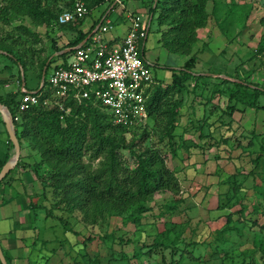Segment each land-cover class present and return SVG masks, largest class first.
<instances>
[{
    "label": "trees",
    "instance_id": "1",
    "mask_svg": "<svg viewBox=\"0 0 264 264\" xmlns=\"http://www.w3.org/2000/svg\"><path fill=\"white\" fill-rule=\"evenodd\" d=\"M77 1H72L71 5H62L61 0H3L1 18L2 21L8 22L10 14L15 13L28 16L35 24L45 26L52 31L58 27L65 31L76 30L77 37L65 44L62 49H57V57L66 63L73 49L82 44L119 5L115 0H82L89 13L110 2L101 18L95 21L90 31L85 33L79 27L83 25L87 16L67 24H59L60 15L67 10H73ZM230 4L226 6L224 0L151 1V5L148 7V14L152 19L151 24L157 19L159 26L164 27L159 29V32L162 33V45L170 52L190 56L186 64L173 73L172 82L167 86H163L160 81L155 79L156 84L152 85L148 100L149 119H153V123H150L148 119L146 125L141 127L126 128L115 125L110 114L96 101L87 100L80 103L74 98L64 100L63 109L54 100L49 106H33L22 113L21 122L16 123V132L21 146L26 142L33 151H37L41 155L39 162L29 165L35 173L36 179L43 184V195L40 197L47 199L49 192L54 198L60 197L57 208L60 207L70 214L80 212L82 221L87 225H96L109 215L123 217L139 227L143 224L146 214L151 210L150 202L160 193L170 192L174 195V203L165 206L167 209L160 212L161 217L178 210L180 204L183 203L179 177L181 171L170 167L168 158H178L181 151H186L188 157L191 158L196 149L205 151L213 144L216 146L231 145V138L227 136L222 135L218 141H211V144L208 139L216 140L209 130L216 123L223 120L224 127H232V124L229 123H233L229 116V122L223 119L226 114L230 115L229 109L226 113L223 109L213 106L215 110L218 109V114H211L219 116V118L211 121L210 114L206 113L207 117L200 125V142L184 139L182 135L178 134V130L182 126V110L186 105L185 95L195 92L198 81L211 79L216 82L210 89L211 100L220 94L228 93L233 108L244 106L264 110V99L260 104V99L264 97V87L243 80L233 81L230 78L215 80L206 74L197 75L193 72L197 62L194 48L200 40V30L207 28L213 19L217 20L221 27L224 24L221 22L222 18L228 17L230 13L233 15L234 9H236L237 4L234 0ZM224 7L227 9L222 11ZM223 12L225 16H222ZM233 20L230 22L228 20L230 25L236 23ZM148 27H146V31L149 33L151 27ZM20 28L27 30L23 26ZM225 35L229 40L234 38L230 34ZM145 40L141 41L140 48ZM68 49L72 51L65 52ZM0 51L11 57L24 71L31 69L30 65L34 64L33 58L29 61L26 59L28 57L26 53H15L12 46L6 44L4 39H0ZM256 51V56L264 54V33ZM142 53L145 55L144 49ZM49 61L50 57L40 63V82L43 81L45 70L46 76L49 73L54 59ZM7 68L9 67L5 69ZM213 73L217 74V72ZM227 76L232 77L231 75ZM24 78L22 80L21 76L19 77L20 90L18 93L9 94L8 98L0 96V103L8 107L13 115H16L21 103V86L24 84L26 87L27 85L26 76ZM1 80L0 83L5 82V80ZM193 82L196 83L195 87H192ZM224 83L227 85L225 90L222 89ZM66 110H70V112L67 113ZM0 125L4 127V130H0V134L7 135V151L3 159L0 158L1 172L8 162L11 152L15 150V146L10 140L5 123L1 118ZM206 127H208L207 131H205ZM226 129L227 127L220 128L223 132ZM185 130L188 132L191 128L187 127ZM253 144L254 141L249 142L250 146ZM123 151L129 152L133 166L126 165L122 155ZM86 158H89L91 165L85 162ZM96 161L98 164L94 168L92 165ZM254 163L256 168L252 170L251 174H256L257 179L253 178L252 190L254 194L251 217L246 211L247 205L236 213L256 225L258 222L256 220L264 216V142L261 143V151ZM22 164L21 159L16 169L11 171L0 183V187L23 166ZM224 183L230 188L226 195L227 202L235 200V203L243 204L244 198L240 197L243 183L239 182L237 177L230 178ZM29 209L35 213L36 219L40 211L48 212L46 219L56 217L51 207L38 203L35 201V197L31 199ZM232 214L231 212L227 213V226L222 232L232 229L242 235V229L229 226V222L231 223L233 219ZM60 219L62 220V218ZM246 223L248 222L246 221ZM161 225H164L165 230L161 236L155 238L151 244L153 247H150L147 254H152L158 249L170 250L171 264H174L175 261L176 264H186L183 255L184 249L178 246L182 232L181 234L176 233L178 229L175 224L172 226H169V223ZM260 231L262 236L259 238V251L264 259V225L261 226ZM5 256L10 264L6 253ZM177 256L178 260H176ZM0 264H2L1 261ZM242 264L257 263L243 261Z\"/></svg>",
    "mask_w": 264,
    "mask_h": 264
},
{
    "label": "rangeland",
    "instance_id": "2",
    "mask_svg": "<svg viewBox=\"0 0 264 264\" xmlns=\"http://www.w3.org/2000/svg\"><path fill=\"white\" fill-rule=\"evenodd\" d=\"M72 1L77 0H61V4L71 5ZM115 1L118 3L117 0ZM231 1L233 0H224V4L231 5ZM234 1L237 4L234 14L230 13L228 17L222 18L221 22L224 24L221 27L217 20L213 19L211 27L200 30V40L194 48V54H197L195 73L206 74L215 80L230 78L233 81L243 80L264 87V54L256 56L258 44L264 33V0ZM109 3L95 8L87 15V19L79 28L81 30L91 28L89 24L93 20H99L107 10ZM2 6L3 0H0V39H4L6 44L12 46L15 53H26L27 60L31 61L33 58L34 64L30 65L31 69L24 71L11 57L0 51V80H5L4 84L10 83V87L0 83V86L3 84L0 87V96L8 98L9 94L18 93L20 76L22 80L26 76V87L29 91H40L43 83L39 78L40 63L48 57L50 61L54 59L46 76L48 79L54 66L62 61L57 57V49H62L65 44L74 40L78 33L76 30L65 31L60 27L52 31L45 26L35 24L28 16L15 13L10 14L8 22L2 21ZM125 8L134 10V7ZM225 9L227 8L224 7L222 11ZM137 11L136 9L135 12ZM224 14L223 12L222 16ZM139 15L146 27L152 23L146 9L139 10ZM226 19L229 22L234 19L236 23L230 25ZM106 20H110L114 26L121 23V19L113 15H109ZM22 26L27 30L20 28ZM163 28L155 19L151 24L147 39L141 45V52L144 49L155 79L163 86H167L172 82L173 73L181 68L186 56L170 52L162 45V33L159 29ZM111 32L107 35H111ZM208 33L211 34V39H208ZM225 34H230L234 38L229 40ZM6 67L9 68L5 69ZM215 83L211 79H202L197 84L193 82L192 87L196 84L195 92L185 95L186 105L182 110V126L178 134L184 139L200 142V125L209 114L211 121L219 118L211 114H218V109L213 108L217 106L225 112L229 109L230 115L226 114L223 119L229 122L230 117L233 123H229L232 127L225 126L227 129L224 132L220 130L222 127L225 129L223 120L209 128L216 140L209 138L208 142L211 144V141H218L223 135L231 138V145L216 146L212 143L213 145L207 148L205 155L198 153L190 158L186 151H181L178 158H168L170 167L181 171L179 177L183 203L180 204L178 210L161 217L160 212L167 209L165 206L174 203V195L170 192L160 193L150 202L151 210L139 227L128 219L109 215L96 225H87L82 221L80 212L70 214L60 207L57 208L60 197L54 198L49 192L47 199L41 197L40 201L41 204L51 207L56 217L46 219L48 212H39L40 215L44 214V218L37 220L38 229L42 230L47 226L55 230V234H52L53 238L57 235L62 237L63 231H66L65 237L69 242V246L64 247L67 250L65 254L62 252L63 249H59L60 245H56L61 252V257L65 258L64 262L63 259L60 261L52 256L49 264H171L170 250L158 249L152 254H147L150 247H153L151 244L155 238L163 234L165 228L161 224L164 223H169V226L175 224L178 229L176 233L181 234L182 232L178 246L184 249L186 264H242L243 261L264 264L262 253L259 251V238L262 236L260 230L264 225V216L258 218L255 225L251 220H245L236 213L247 205L246 211L249 216L251 215L254 194L253 178L257 179L256 174H251V172L256 168L254 160L261 151V143L264 142V110L244 106L233 108L228 93L220 94L211 100L210 89ZM226 88L227 85L224 83L222 89ZM263 99L264 97L260 99V104L263 103ZM149 121L154 122L153 119ZM187 127L191 128L188 132L185 130ZM207 129L208 127L205 131ZM250 141H254L251 146ZM4 142L3 138L2 144L5 147ZM165 149L167 150L166 147ZM13 153L15 155V150ZM122 155L126 165L133 166L129 152L123 151ZM85 162L91 165L89 158H86ZM97 164L98 161L94 162L92 167L95 168ZM234 177L243 183L240 197L244 198V205L235 203V200L227 202L226 195L230 188L224 181ZM41 193H43L42 190ZM229 212L233 213L229 226L242 229V235L232 229L222 232L227 226V213ZM38 245L44 247L41 241ZM49 248L45 247L48 251ZM79 248L80 254L77 251ZM251 256L252 259H250ZM176 263L175 261L174 264Z\"/></svg>",
    "mask_w": 264,
    "mask_h": 264
},
{
    "label": "built area",
    "instance_id": "3",
    "mask_svg": "<svg viewBox=\"0 0 264 264\" xmlns=\"http://www.w3.org/2000/svg\"><path fill=\"white\" fill-rule=\"evenodd\" d=\"M88 14L85 3L79 0L73 10L60 15L59 24L76 21ZM127 18L129 31L121 44L111 47L106 42L105 35L115 26L105 20L107 22H102L88 41L73 49L66 63L62 60L54 66L47 84L45 79L40 91H29L22 86L21 103L16 115L12 114L15 125L21 122L22 113L31 107L49 106L56 100L63 109V101L67 98L80 103L96 101L110 114L115 125L126 128L146 125L149 91L156 84L150 62L140 48L141 41L148 37V31L138 13L130 12Z\"/></svg>",
    "mask_w": 264,
    "mask_h": 264
},
{
    "label": "crops",
    "instance_id": "4",
    "mask_svg": "<svg viewBox=\"0 0 264 264\" xmlns=\"http://www.w3.org/2000/svg\"><path fill=\"white\" fill-rule=\"evenodd\" d=\"M120 1V3L118 2L119 5L117 6V8L114 9L110 15L116 16L117 19H121V23L115 26L114 31L110 33L111 35L108 34L109 36H105L106 42L109 43L111 47L121 44L123 42V39L127 36L130 26L127 15L130 12H135L136 9L138 10V14L139 10L141 11L142 9H146V12H148V7L151 0ZM125 7H134V10L132 9L133 11H131ZM94 23L95 20H93L92 23L89 24L91 28ZM99 26H97L96 29ZM211 26L212 23H210L208 27ZM150 27L151 24L148 28ZM91 28L83 30V32L86 33L90 31ZM91 35L82 44L88 41ZM208 35V39H211V34L208 33ZM145 57L148 58L146 54ZM189 58L190 56H186L185 61L181 65V68L186 64ZM193 72L195 73L194 68ZM195 74L199 75V73ZM23 86L25 85L23 84ZM6 87H10V83L6 84ZM0 118L3 120L2 115L0 116ZM0 130H4V127L2 125H0ZM3 138L5 140V147L2 144ZM6 141L7 135L0 134V158L2 159L5 152L7 151ZM13 152L14 151L11 152L9 160L14 157ZM198 153L205 155L206 150L202 151L201 149H196L194 150L193 155H196ZM40 157L41 155L39 152L33 151L29 147L28 143L24 142L21 154L23 166H21L15 173H13L10 176L11 178H9L8 181L0 187V242L4 252L7 254L10 260V264H43V262L45 264H49V259L51 261L52 256L54 257V259L58 258V260L62 261L63 258L61 257V252L60 250H58L56 245H60L59 249H63L62 252L64 254L67 252L64 247L69 246L68 239L65 237V235L67 234L66 231H63L62 237L57 235L55 238H53L52 234H55V230L48 228L47 226L42 228V230H39V224H37V220H42L44 218V214H38V218L36 219L35 213L29 209V204L33 197H35V201L41 203L40 196L42 195L41 190L43 191L42 184L39 180L36 179L33 170L29 167V165H33L34 163L39 162ZM40 241L41 244L44 245L43 248L42 246L38 245ZM45 247L46 249L47 247H50V250H46ZM78 247H80V245ZM77 251L78 254L81 253L80 248Z\"/></svg>",
    "mask_w": 264,
    "mask_h": 264
},
{
    "label": "water",
    "instance_id": "5",
    "mask_svg": "<svg viewBox=\"0 0 264 264\" xmlns=\"http://www.w3.org/2000/svg\"><path fill=\"white\" fill-rule=\"evenodd\" d=\"M81 46V45H80ZM71 50H66L65 52H70ZM46 79V70L43 74V83H45ZM25 80V78H24ZM0 113L2 114L3 121L6 125L7 132L9 134L10 140L13 142L15 146V155L14 157L9 160L4 167L2 168L0 172V183L7 177V175L15 169V167L18 165L21 154H22V146L20 143V140L18 138L17 132H16V125L13 120V115L8 107L0 103ZM0 261L2 264H8L7 258L5 256L4 250L2 248L1 242H0Z\"/></svg>",
    "mask_w": 264,
    "mask_h": 264
}]
</instances>
